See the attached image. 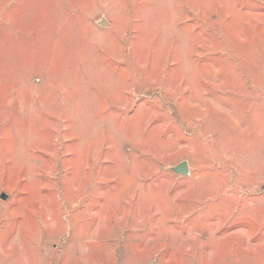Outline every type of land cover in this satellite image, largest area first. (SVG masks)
<instances>
[{"label":"rangeland","instance_id":"374dc122","mask_svg":"<svg viewBox=\"0 0 264 264\" xmlns=\"http://www.w3.org/2000/svg\"><path fill=\"white\" fill-rule=\"evenodd\" d=\"M2 193L0 264H264V0H0Z\"/></svg>","mask_w":264,"mask_h":264},{"label":"water","instance_id":"95a60500","mask_svg":"<svg viewBox=\"0 0 264 264\" xmlns=\"http://www.w3.org/2000/svg\"><path fill=\"white\" fill-rule=\"evenodd\" d=\"M103 24H104V22H102V25ZM169 170L172 171V172L178 173L181 176H188L190 174L188 161H183V162L177 164L176 166L170 167ZM0 198L2 200H7L8 199V195L5 194V193H2L0 195Z\"/></svg>","mask_w":264,"mask_h":264}]
</instances>
